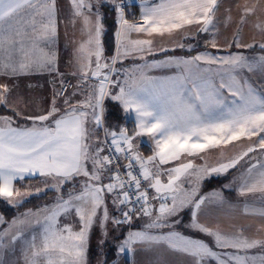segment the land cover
<instances>
[{
  "label": "snow or ice",
  "instance_id": "snow-or-ice-1",
  "mask_svg": "<svg viewBox=\"0 0 264 264\" xmlns=\"http://www.w3.org/2000/svg\"><path fill=\"white\" fill-rule=\"evenodd\" d=\"M60 13L58 0H0V201L52 193L0 214V264H90L94 228L98 264L108 245L126 264H264V0H68V73ZM44 73L53 91L35 111L19 81Z\"/></svg>",
  "mask_w": 264,
  "mask_h": 264
},
{
  "label": "crops",
  "instance_id": "crops-1",
  "mask_svg": "<svg viewBox=\"0 0 264 264\" xmlns=\"http://www.w3.org/2000/svg\"><path fill=\"white\" fill-rule=\"evenodd\" d=\"M227 2H232V0H227ZM136 4H138V3H136ZM58 5L61 9L60 15L62 17V22L59 25V34L57 37V48L59 49V55H60L59 67H60V70L62 72L68 73L70 71L68 68V63H69V60H70L71 54H72V46L70 44V40L73 38V30L71 28H69L67 31V34H66L65 23L63 22V17H65L67 15L68 0H58ZM105 8H107V7H105ZM105 8H103V9H105ZM130 11L134 12L138 18V16H139L138 7H133ZM224 35L230 37L231 31L226 32ZM245 35H246V38H250L252 34L246 30ZM75 39H79V33L78 32L75 34ZM223 40H224V36H221V42H223ZM114 50H115V48H114ZM247 54L257 55L259 53L257 51L256 53L248 52ZM125 63L130 64L131 61H125ZM164 74H171V73L168 72V73H164ZM52 80H53V77L47 73L21 77V79L19 81V91L21 94L26 95L25 97L27 99L34 102L35 107H33V108L35 111H40L43 107L46 106L47 101L50 100L51 94L53 91ZM73 82H75V81H73ZM117 107H119V106L117 105ZM120 113H121V111H120ZM121 116H122V114H121ZM122 118H123V116H122ZM123 122L124 121L122 119L120 123H123ZM109 123H115V122H109ZM128 126L130 128L133 126L132 122H131V117L128 118ZM248 143H249L248 141H243L244 145H247ZM140 147H141L145 156L151 154L150 148L146 144H141ZM233 151H235V149L230 148L229 154H231ZM215 158H216V153H212L209 157L210 161L214 160ZM221 179H223L221 184H216L214 187L209 188L208 190H205V188H206V186H205L204 191L210 192L213 189L220 188L223 184L228 183L232 179V177L228 176L226 178H221ZM28 183H31L33 186H37L35 181L28 182ZM25 186H26V184L17 183V187H19L21 190H24ZM225 195H226V197H228L233 202H235L237 200L235 192H227L226 191ZM47 202L48 201H46L45 203H47ZM26 210L15 213L9 219H6L5 217L4 218L6 220L10 221L13 217L17 216L19 213H22ZM242 222L243 223H250V222H253V220H252V218H246ZM138 224H139V222H138ZM201 238H203V237H201ZM255 251L258 252L259 250H255ZM16 255L19 256V251H17ZM127 259H128V264H131V258H127ZM144 259H145V257L143 255H138L136 257V260H138V261H141ZM116 260H117V262H119L118 264H126V258L121 257V258L117 259L116 255H114V259L109 264H113V261H116ZM177 264H179V262H177Z\"/></svg>",
  "mask_w": 264,
  "mask_h": 264
},
{
  "label": "trees",
  "instance_id": "trees-1",
  "mask_svg": "<svg viewBox=\"0 0 264 264\" xmlns=\"http://www.w3.org/2000/svg\"><path fill=\"white\" fill-rule=\"evenodd\" d=\"M105 13V28L106 32L105 35L103 36V43L105 46L106 50V55L111 56L114 52L115 48V39H114V32H115V27H114V14L111 13L108 8H105L102 10ZM109 115H108V121L109 122H115V123H120L121 120L123 119L119 110V107L117 105H113L111 102H109ZM0 114H5L3 109H0ZM223 179L219 180H213L211 183L206 184L205 190H208L209 188L214 187L216 184H221ZM49 195H52L50 193ZM48 195V196H49ZM46 198L44 199H37V198H31L27 202L23 204V206L19 208H12L8 205H6L3 201H0V213L4 215L6 219L11 218L15 213L29 209V208H35L36 206L40 204H44L46 202ZM111 248L110 245L107 246V248ZM112 249V248H111ZM106 251L108 253L107 259H108V264L114 259L115 252L112 249V251ZM95 255L97 256V251L98 249L95 247ZM99 255H101L99 253ZM102 256V255H101ZM96 258V257H95Z\"/></svg>",
  "mask_w": 264,
  "mask_h": 264
},
{
  "label": "rangeland",
  "instance_id": "rangeland-1",
  "mask_svg": "<svg viewBox=\"0 0 264 264\" xmlns=\"http://www.w3.org/2000/svg\"><path fill=\"white\" fill-rule=\"evenodd\" d=\"M22 95H24V94H22ZM24 96H26V95H24ZM32 102V101H31ZM33 103V107H35V104H34V102H32ZM140 151L143 153V151H142V149H141V147H140ZM144 154V153H143ZM51 193V192H50ZM49 193V194H50ZM48 194V195H49ZM51 196L52 195H49L47 198H46V201H48L50 198H51ZM100 239V230H99V228H94V230H93V233H92V236H91V240H90V252H89V260H90V264H98V262L101 260V259H103V257L101 256V255H99V253H100V250H99V248H98V246H97V242H98V240ZM111 246V245H110ZM95 247L98 249V251H97V256L95 255ZM109 249V250H108ZM110 247L109 248H105V252L108 250V251H110ZM111 251H112V249H111ZM96 257V258H95ZM116 263L118 264L119 262H117V260H116Z\"/></svg>",
  "mask_w": 264,
  "mask_h": 264
},
{
  "label": "built area",
  "instance_id": "built-area-1",
  "mask_svg": "<svg viewBox=\"0 0 264 264\" xmlns=\"http://www.w3.org/2000/svg\"><path fill=\"white\" fill-rule=\"evenodd\" d=\"M132 3H133V4L138 3V0H132Z\"/></svg>",
  "mask_w": 264,
  "mask_h": 264
}]
</instances>
